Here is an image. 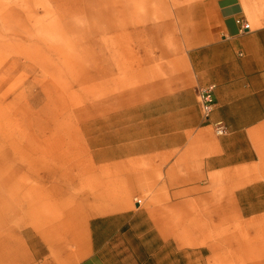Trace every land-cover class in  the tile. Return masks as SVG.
Listing matches in <instances>:
<instances>
[{
    "label": "crops",
    "instance_id": "obj_1",
    "mask_svg": "<svg viewBox=\"0 0 264 264\" xmlns=\"http://www.w3.org/2000/svg\"><path fill=\"white\" fill-rule=\"evenodd\" d=\"M150 24L98 99L90 160L43 179L0 163V264H217L218 227L264 219V0L178 2Z\"/></svg>",
    "mask_w": 264,
    "mask_h": 264
},
{
    "label": "rangeland",
    "instance_id": "obj_2",
    "mask_svg": "<svg viewBox=\"0 0 264 264\" xmlns=\"http://www.w3.org/2000/svg\"><path fill=\"white\" fill-rule=\"evenodd\" d=\"M190 1L0 0V163L39 161L43 179L90 160L114 67L135 35ZM220 229L217 264H264V219Z\"/></svg>",
    "mask_w": 264,
    "mask_h": 264
},
{
    "label": "built area",
    "instance_id": "obj_3",
    "mask_svg": "<svg viewBox=\"0 0 264 264\" xmlns=\"http://www.w3.org/2000/svg\"><path fill=\"white\" fill-rule=\"evenodd\" d=\"M236 24L240 27L242 32L249 31V24L243 19H237ZM213 92L214 86H209L198 91L199 105L201 114L204 120H208L213 108ZM214 133L217 137L224 136L226 134V128L222 123H217L213 126Z\"/></svg>",
    "mask_w": 264,
    "mask_h": 264
}]
</instances>
